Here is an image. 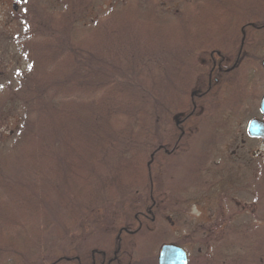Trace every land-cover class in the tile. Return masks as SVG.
I'll return each mask as SVG.
<instances>
[{
	"label": "trees",
	"instance_id": "trees-1",
	"mask_svg": "<svg viewBox=\"0 0 264 264\" xmlns=\"http://www.w3.org/2000/svg\"><path fill=\"white\" fill-rule=\"evenodd\" d=\"M181 1L157 0L156 10L150 14L139 9L141 3L133 8L129 0H66L62 5L56 4L60 0H53L54 9L47 10L45 17L40 15L49 8L45 3L51 0H34L29 9H23V36L7 38L18 49L16 77L2 81L0 78V234H5L6 227L18 226L10 205L16 203L17 187L23 192L25 177L28 183L32 181L28 189H36L37 194L25 202L28 211L43 215L52 207L51 203H59L58 207L68 212L71 224L61 222L66 221L63 218L56 223L45 220V233L54 225L62 238L68 227L90 236L99 230L112 238L88 248L78 244V237V242L70 244L74 253L41 257L52 258L49 264H120L117 261L130 255L124 235L133 238L155 227L157 214L166 200L156 183L159 171L155 164L164 154L173 155L172 150L169 154L167 151L176 138L169 136L171 144L167 146L165 140L170 130H164V135L161 130L160 139L157 136L156 140L162 141L153 148L141 171L133 161L122 169L124 162H128L122 158L125 154H138L143 142H147L149 115L159 120L160 104L165 98L158 87L162 89L167 78L178 79L185 85L187 77L177 75L185 63L199 61L200 85L194 90L192 87L191 94L188 91L192 108L187 117V125L198 128L193 107L197 105V110L209 101L212 93L222 90V83L232 75L238 58H228L219 47L229 28L239 26L246 45L244 56L254 45L252 40L260 38L259 34L252 37L254 31L264 33V26L258 25L264 18V0L260 4L258 0H185V12ZM251 7L261 9L259 19H250L247 10ZM106 10L104 17L95 16L96 11L101 14ZM62 11L74 15L70 21L76 19L74 24L78 27H56L55 20ZM205 11L211 12L210 17L203 15ZM260 39L264 50V38ZM202 51L210 52L204 59L202 54L195 56ZM212 62L214 76H209ZM5 73L6 69H0L2 76ZM168 73L171 76H165ZM5 81L10 83L4 87ZM147 82H153V87L149 88ZM14 121L16 126L10 128ZM160 124L155 128H160ZM124 142L134 148L123 153L118 146ZM111 154L122 160L96 187L87 171L97 168ZM16 172L22 176L16 178ZM143 174L146 187L142 191ZM125 175L131 180L124 181ZM111 176L119 187L127 184L132 192L117 202H104L103 207L96 204V188H107ZM111 205L113 212H108V216L102 214ZM239 207L240 214H245L246 204ZM15 235L7 239L6 247H37V243L27 242L21 230ZM263 236L264 232L260 239ZM242 240L244 249L231 253L232 262L228 264H264V250L252 247L256 243L252 234L246 232ZM238 242H228V248ZM206 253L210 256L212 252ZM221 257L216 264L225 263L227 257Z\"/></svg>",
	"mask_w": 264,
	"mask_h": 264
},
{
	"label": "rangeland",
	"instance_id": "rangeland-1",
	"mask_svg": "<svg viewBox=\"0 0 264 264\" xmlns=\"http://www.w3.org/2000/svg\"><path fill=\"white\" fill-rule=\"evenodd\" d=\"M142 1L129 0L133 8L141 3L142 6L139 9L142 12L154 13L157 0ZM52 2L53 0L50 3H45L49 8H45V13H42L40 17L47 16V10L54 9V2ZM61 2L66 4V0H60V3L56 4L62 5ZM258 2L260 4L261 0ZM33 3L34 0H24L21 3L18 0H0V69H6L7 73L5 76L0 74L1 81L16 77L18 49L12 42L9 43L7 38L23 36L24 25L21 15L24 13L22 11L26 8L29 9ZM186 3L185 0L181 1L185 7L184 12L187 10ZM190 11L193 15L195 10L192 8ZM247 11L251 20L259 19L261 16L260 8L251 7ZM107 12L108 10L100 14V11H96L95 16L102 18ZM53 13L55 15V12ZM209 13L211 14V12L205 11L203 15L210 17ZM77 15L75 14L76 17ZM73 16L62 11L61 17H58L57 20L55 17L53 19L56 21L55 26L60 29L70 28L72 24L75 25L76 19L70 21ZM260 20L258 25L264 26V18ZM104 26L107 27V25ZM238 27L231 26L228 35L219 46L228 58L238 55L232 75L226 76V81L222 83V90L212 93L208 102L202 104L197 110V105L194 104L196 106L193 107V110L194 115L198 117V128L195 129L192 124L187 125V117L192 108L188 91L191 94V91L200 85L199 61L196 60L194 64L185 63L177 75L187 77L185 85H182L178 79L173 81L171 78H167L162 89L160 86L158 87L161 95L165 98L163 104H160L162 111L159 120L156 121L153 115H149L147 120V129H150L147 133L148 140L143 142L144 145L138 154L123 156L122 159L127 158L128 162H124L122 169L133 161L138 165L139 171L143 170V164L149 162L153 148L159 142L156 138L158 136L160 139V131L162 130V135H164V130H170L165 142L169 146L171 144L169 136L176 138L175 144L167 151L169 154L172 150L173 155L167 156L166 154L165 157L164 154L161 156L162 159L155 164L159 171L156 183L157 186L159 184L160 189L162 188L161 193H164L166 200L162 204L163 208L157 214L155 227L143 231L133 238L124 235L125 240L128 238L125 247L130 255L127 259L122 257L120 262L117 260L115 262L120 264H158L161 248L164 245L174 244L187 251L190 264H216L220 256L227 257L224 264H228V262H232L231 253H239L237 251L245 246L243 245L245 241L242 238L246 232L251 233L254 242H256L252 244V247L264 250V236L260 239L264 232V222H262L264 221V139L252 138L248 133L249 123L253 119L264 120V116L260 112V103L264 96V69L262 66L264 50L258 48L254 55L250 54V50L244 56L246 45L241 40L242 32ZM256 35L258 33L254 31L252 37L254 38ZM209 52L203 54L202 51L195 56L199 57L202 54L204 59ZM165 57H167L166 54ZM157 61L162 62L159 58ZM165 76L171 75L168 73ZM9 83V81H5L3 86L5 87ZM147 84L149 88L153 87V82H147ZM11 123L10 128L17 124L16 121ZM157 123H161V127L158 129L155 128ZM6 129L9 130V128ZM118 147L123 148V153L124 150L134 148L125 142ZM106 157L97 164V168L87 171L89 175H92L89 179L95 186L105 180L108 173L113 172V168L122 160H118L116 154ZM130 172H132L131 169ZM21 176L19 172H16V178ZM122 178L121 172L119 179L122 180ZM129 180H131L130 177L125 175L124 181ZM144 180L143 174L140 187L142 191L146 187H143ZM23 181L26 185L25 188L23 187L24 193L17 187L18 197L14 200L16 203L10 205L11 207L8 205L13 212L12 218L16 220L18 226L15 229L6 227L5 234H0V264H49L52 258L48 260L47 258L41 259V257L48 254L59 256L60 254L74 253L70 247L71 242L79 241L78 244L93 248V246L102 244L104 239L112 240L110 236L102 234L99 230L93 231L94 236H90L89 234L85 235L84 232H75L73 227H68L65 238H62L53 224V226H49L50 230L45 233L42 230L48 228L45 220L56 223L63 218L66 221L61 222L71 224V221L68 220V212L60 209L59 203H51L52 207L48 209L47 213L43 212V215L37 216L32 211H28L25 202L37 194L35 193L36 189H28V187L31 188L32 181L28 183L26 177ZM108 181L110 182L107 188L102 190L96 188L99 196V201L96 204L104 207V202H117L127 194L130 196L132 191L130 188L128 189L127 184L123 185V188L119 187L117 181H113L112 176ZM239 204L242 206L246 204L245 214H240ZM114 205H111L110 209L102 214L108 216V212H113ZM43 219L44 221H42ZM104 220H107V217ZM28 225L31 227L27 228ZM102 226L104 225L100 227ZM89 227L87 226V229ZM18 230H21L27 237L28 243L30 241L31 244L37 243V247L34 246L32 250H27L22 246L6 247L7 239L15 238ZM4 238H6L5 241H3ZM233 240H239L238 245L228 248V242L231 243ZM242 248L244 249V247ZM40 249L41 252H39ZM43 249H47V251H42ZM208 250L212 252L211 257L206 253Z\"/></svg>",
	"mask_w": 264,
	"mask_h": 264
},
{
	"label": "water",
	"instance_id": "water-1",
	"mask_svg": "<svg viewBox=\"0 0 264 264\" xmlns=\"http://www.w3.org/2000/svg\"><path fill=\"white\" fill-rule=\"evenodd\" d=\"M24 2V0H19ZM264 67V62H263ZM264 114V97L261 103ZM248 133L252 138L264 139V121L255 119L248 126ZM159 264H189L187 252L177 245H164L159 254Z\"/></svg>",
	"mask_w": 264,
	"mask_h": 264
},
{
	"label": "flooded vegetation",
	"instance_id": "flooded-vegetation-1",
	"mask_svg": "<svg viewBox=\"0 0 264 264\" xmlns=\"http://www.w3.org/2000/svg\"><path fill=\"white\" fill-rule=\"evenodd\" d=\"M258 34H259V37L260 38H264V33L262 32V31H256ZM259 38V40L258 41H260L261 39ZM253 41V46L251 47V53L250 54H256L257 53V51H258V48H262V45H261V43H260V45H259V42L258 41H256V40H252ZM207 64L209 65V62H207ZM209 76H214V67H213V62H212V66H210V74H209ZM210 86H211V83H210ZM211 97H212V95H211Z\"/></svg>",
	"mask_w": 264,
	"mask_h": 264
}]
</instances>
